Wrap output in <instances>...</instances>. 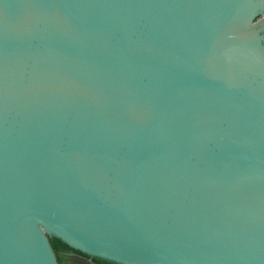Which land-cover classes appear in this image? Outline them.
Returning a JSON list of instances; mask_svg holds the SVG:
<instances>
[{"label":"water","instance_id":"obj_1","mask_svg":"<svg viewBox=\"0 0 264 264\" xmlns=\"http://www.w3.org/2000/svg\"><path fill=\"white\" fill-rule=\"evenodd\" d=\"M263 11L0 0V264H264Z\"/></svg>","mask_w":264,"mask_h":264},{"label":"trees","instance_id":"obj_2","mask_svg":"<svg viewBox=\"0 0 264 264\" xmlns=\"http://www.w3.org/2000/svg\"><path fill=\"white\" fill-rule=\"evenodd\" d=\"M50 242H51V245H52V247L56 253L57 259L59 258L60 253H78L79 255L84 256V257H91L88 254L71 247L69 244L64 242L62 239L50 237ZM91 258H92V261L94 263H97V264H119V263H116V262H113V261H110L107 259L95 257V256H93ZM58 261H59V259H58Z\"/></svg>","mask_w":264,"mask_h":264},{"label":"rangeland","instance_id":"obj_3","mask_svg":"<svg viewBox=\"0 0 264 264\" xmlns=\"http://www.w3.org/2000/svg\"><path fill=\"white\" fill-rule=\"evenodd\" d=\"M58 259L59 264H97L89 261L84 256H73L67 253H60Z\"/></svg>","mask_w":264,"mask_h":264},{"label":"built area","instance_id":"obj_4","mask_svg":"<svg viewBox=\"0 0 264 264\" xmlns=\"http://www.w3.org/2000/svg\"><path fill=\"white\" fill-rule=\"evenodd\" d=\"M259 17H264V11L259 15Z\"/></svg>","mask_w":264,"mask_h":264},{"label":"flooded vegetation","instance_id":"obj_5","mask_svg":"<svg viewBox=\"0 0 264 264\" xmlns=\"http://www.w3.org/2000/svg\"><path fill=\"white\" fill-rule=\"evenodd\" d=\"M67 254H70V253H67ZM81 256V255H80ZM86 258V257H85Z\"/></svg>","mask_w":264,"mask_h":264}]
</instances>
